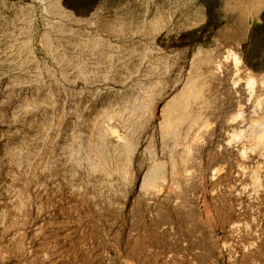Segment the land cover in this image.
Returning <instances> with one entry per match:
<instances>
[{"label": "rangeland", "instance_id": "1", "mask_svg": "<svg viewBox=\"0 0 264 264\" xmlns=\"http://www.w3.org/2000/svg\"><path fill=\"white\" fill-rule=\"evenodd\" d=\"M263 21L0 0V264H264Z\"/></svg>", "mask_w": 264, "mask_h": 264}, {"label": "bare ground", "instance_id": "2", "mask_svg": "<svg viewBox=\"0 0 264 264\" xmlns=\"http://www.w3.org/2000/svg\"><path fill=\"white\" fill-rule=\"evenodd\" d=\"M177 100L178 99L176 98L172 102L167 104L166 106L164 105L165 111L163 109L164 113H166V116H167V122L171 125H175V124L177 125L178 123L182 121L184 117L183 111H181V106L183 104L179 103Z\"/></svg>", "mask_w": 264, "mask_h": 264}, {"label": "trees", "instance_id": "3", "mask_svg": "<svg viewBox=\"0 0 264 264\" xmlns=\"http://www.w3.org/2000/svg\"><path fill=\"white\" fill-rule=\"evenodd\" d=\"M261 30H264V21H263L262 25L257 26V27H255V28L252 30V34H251V36H252L255 32H259V31H261Z\"/></svg>", "mask_w": 264, "mask_h": 264}]
</instances>
